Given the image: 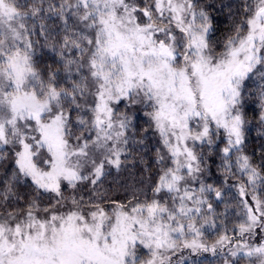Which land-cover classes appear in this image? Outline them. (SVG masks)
<instances>
[{
	"label": "snow or ice",
	"instance_id": "1",
	"mask_svg": "<svg viewBox=\"0 0 264 264\" xmlns=\"http://www.w3.org/2000/svg\"><path fill=\"white\" fill-rule=\"evenodd\" d=\"M0 264H264V0H0Z\"/></svg>",
	"mask_w": 264,
	"mask_h": 264
}]
</instances>
